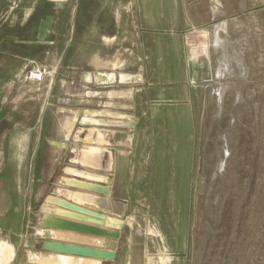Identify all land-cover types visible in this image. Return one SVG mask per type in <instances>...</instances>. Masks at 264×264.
Masks as SVG:
<instances>
[{"label":"rangeland","instance_id":"374dc122","mask_svg":"<svg viewBox=\"0 0 264 264\" xmlns=\"http://www.w3.org/2000/svg\"><path fill=\"white\" fill-rule=\"evenodd\" d=\"M138 1L80 0L75 23L72 11H63L50 61L42 56L34 63L48 64L51 73L30 81L7 38L11 4L0 0V264H46L37 257L54 256L41 249L42 238L96 245L38 226L49 196L68 212L53 213L120 221L110 225L122 231L113 264H264V0H190L211 12L209 21L186 31L199 72L188 103L163 105L150 100L179 97L181 87L151 84L159 79L150 71L149 49L145 57L152 37H144ZM120 8L131 20L116 21ZM119 24L126 38L137 32L142 52L125 53L134 62L117 71L94 69V50L104 57L103 38ZM107 73H115L113 80L95 86L96 75ZM121 74L128 80L120 82ZM120 92L128 99L121 101ZM122 113L128 118L117 117ZM98 129L107 143L133 133L145 160L141 197L105 196L69 182H112L107 163L117 151L89 150V157L98 152L97 162L83 161L86 148L98 146Z\"/></svg>","mask_w":264,"mask_h":264},{"label":"crops","instance_id":"0c3cea01","mask_svg":"<svg viewBox=\"0 0 264 264\" xmlns=\"http://www.w3.org/2000/svg\"><path fill=\"white\" fill-rule=\"evenodd\" d=\"M11 6L8 11V20L9 26L12 30L8 34V39L12 41L14 45L12 48V54H18L23 57L25 63L22 64L21 70H23L30 64L35 63L38 57H45V62H49L50 58L46 55H49L53 52V49H50V45L54 42V34L56 26L61 22L62 17H65V12L72 11V17H74V23L76 22V14L80 6V0H7ZM139 15L140 21L144 26V37L146 38L147 34L152 37V41L145 40L144 51L145 57L151 53L153 57L152 66L150 71L152 76L159 80H153L151 84H163V80H167L170 85H177L181 87L182 95L179 97H154L151 98V102L155 104H168V103H188V95L193 93V81L197 77L199 68L198 61L199 57L193 51L190 50V35L186 31L199 27L202 22H207L211 19V12L207 11V8L201 3L193 2L190 0H139ZM126 3H123L124 6ZM19 8V9H18ZM214 9V8H213ZM63 11H65L63 13ZM39 14L38 21L35 26L28 28V24L34 16L35 13ZM215 12V11H214ZM216 13V12H215ZM134 16V15H133ZM128 14H125L123 9L120 8L119 12L116 14L115 19L120 24L128 21ZM131 16L129 17V20ZM118 25L120 29L116 32L105 35L103 38L104 45V57L97 55L98 50H94V57L90 58L91 65L94 66L96 70H108V71H117L125 67V65L130 62L133 64L134 61H125L123 55L125 53H131L134 56L142 52L141 46H139L136 37L138 36L137 32L133 31L130 35L124 37L125 32L122 29L123 25ZM30 30V31H29ZM165 31L166 33H164ZM30 33V34H29ZM28 34L30 37H28ZM156 36V37H155ZM126 40L130 44H126ZM130 40V41H129ZM147 45H149L147 47ZM149 49V53L148 50ZM129 51V52H128ZM101 52V51H100ZM102 54V52H101ZM115 55V56H113ZM27 61V62H26ZM43 61V60H42ZM187 67H186V65ZM47 65L48 64H41ZM110 76L108 79H102L101 77H95L94 85L105 84L113 80L115 73L106 74ZM121 74L120 82H124V79ZM97 78V79H96ZM117 92V91H116ZM97 90L94 91V94H97ZM121 96L122 100H125L126 94L120 92L118 94ZM132 93L130 92L129 96ZM96 96V95H95ZM128 99V98H127ZM122 108H132L129 105L119 104ZM118 106V107H119ZM99 112V110H96ZM113 114V111H107ZM100 113V112H99ZM115 114V113H114ZM128 118L127 114H117V117ZM141 116V115H140ZM97 124V123H95ZM97 125H102L97 124ZM134 130V133L137 132V135L141 132L140 130ZM111 132V131H110ZM120 133H124L121 131ZM98 140L96 139V144L98 146L87 147L86 155L83 157L84 163L92 165L93 161L97 162V153L94 156L89 157V150L95 151L100 150L103 147L106 152L109 150L117 151L116 156L109 158L107 165L112 167V182L106 183L107 185H101L98 183H93L96 186L107 187L108 192L102 190L93 189L96 193H102L105 196H109L110 193L114 197H141V194L138 193L140 190V181L142 183L141 177H139V172L145 161L140 157V150L138 147V141H131L133 137L132 132H127L129 135V140L125 141L124 137L121 140L115 142L107 143L105 141V136L102 131L98 129ZM89 141H93L94 138L92 135L88 137ZM100 142V143H99ZM106 142V143H104ZM104 143V144H103ZM110 144V146H106ZM64 145V144H63ZM111 152V151H110ZM109 155L114 156L113 153ZM96 156V157H95ZM97 163L95 169H97ZM104 180V179H103ZM97 181V180H96ZM102 182V181H101ZM102 184H105L102 182ZM97 196V195H96ZM95 196V198H96ZM103 198V195H99ZM80 197V195H77ZM107 199V198H106ZM90 204H92L90 202ZM100 201V206H101ZM92 209V208H90ZM106 212H110L109 208H105ZM92 213V211L90 210ZM92 218V217H90ZM98 224L97 222H91ZM106 227H111L106 222L103 224ZM112 228V227H111ZM51 235H55L53 229L46 228ZM56 230V229H54ZM61 231V230H59ZM161 231V230H160ZM162 232V231H161ZM163 233V232H162ZM78 235L87 236L96 240L97 238L93 235L76 233ZM164 234V233H163ZM165 235V234H164ZM168 240L169 237L165 236ZM57 240V239H56ZM59 240V239H58ZM62 241V240H61ZM102 241V240H101ZM96 245L101 248H107L103 243H97ZM108 242V239H107ZM84 244V243H79ZM173 244V245H172ZM89 245V244H85ZM174 243H167L169 249L174 247ZM165 247V248H166ZM48 253V252H47ZM54 258H41L37 257L41 262L49 264L50 262H55L59 264H93L96 261L95 258H82L76 256H67L61 254H51ZM117 258H119V244L117 248V255L114 260L101 259L100 264H113ZM130 264H132L130 260Z\"/></svg>","mask_w":264,"mask_h":264},{"label":"water","instance_id":"95a60500","mask_svg":"<svg viewBox=\"0 0 264 264\" xmlns=\"http://www.w3.org/2000/svg\"><path fill=\"white\" fill-rule=\"evenodd\" d=\"M37 224L43 229L51 228L61 231H72L93 235L96 238L102 237L109 240L105 243L107 248H101L98 246L42 238L41 249L45 252L102 260H114L116 258L118 241L120 240L122 234V231L119 229L56 214L46 208L40 212ZM46 235L50 236L49 233ZM98 240L99 239H97V243H99Z\"/></svg>","mask_w":264,"mask_h":264},{"label":"bare ground","instance_id":"6f19581e","mask_svg":"<svg viewBox=\"0 0 264 264\" xmlns=\"http://www.w3.org/2000/svg\"><path fill=\"white\" fill-rule=\"evenodd\" d=\"M215 12H217L216 10H217V7H214V9H213ZM219 10V9H218ZM88 75V74H87ZM96 76H105V75H103V74H98V75H96ZM88 77V76H87ZM110 76H108L107 75V78L106 79H108ZM122 77H123V79L124 80H128V78H127V76L126 75H122ZM97 79V78H96ZM87 116H89V115H87ZM85 117V116H84ZM92 117V116H91ZM90 117V118H91ZM86 118V117H85ZM89 120V119H88ZM76 121V120H75ZM74 121V122H75ZM87 121V120H86ZM91 122V121H90ZM92 122L95 124V123H97V124H102V122L99 120V119H92ZM73 125V124H72ZM103 125V124H102ZM73 127H71V129H72ZM67 145V144H66ZM68 146V145H67ZM70 170V169H69ZM71 171V170H70ZM75 171V170H74ZM90 171V170H89ZM84 173V172H83ZM86 173H88V172H86ZM89 174V173H88ZM90 174H92V173H90ZM93 175V174H92ZM94 176V175H93ZM95 176H97V175H95ZM69 182L70 183H73V184H75V185H80V186H83V187H85V188H92V189H98V190H102V191H104V192H108V188L107 187H102V186H96V185H94V184H89V183H86V182H81V181H78V180H74V179H71V180H69ZM59 201H58V199H57V197H55V196H49L48 197V202L46 203V209H48L49 211H57V212H60V213H68L67 211H65V210H63V209H60L59 207H56V204L58 203ZM119 220L118 219H108L107 221H106V223L107 224H109V225H117V224H119ZM40 231V230H39ZM53 232H55L56 234L55 235H58L59 237H63V238H66V239H79L77 236H76V234H75V232H72V231H59V230H54L53 229ZM41 233V232H40ZM88 238V237H87ZM97 239H99L98 240V242L99 243H103L104 245H105V243H107V239L106 238H102V237H100V238H97ZM97 239L95 240V241H97ZM102 240V241H101ZM94 241V242H95ZM109 241V240H108ZM48 253H50V252H48ZM50 254H55V253H50ZM61 255H65V254H61ZM67 256H71V255H67ZM100 261H101V259H96V261H94V263L93 264H100ZM69 264V263H68Z\"/></svg>","mask_w":264,"mask_h":264},{"label":"built area","instance_id":"2783aa9c","mask_svg":"<svg viewBox=\"0 0 264 264\" xmlns=\"http://www.w3.org/2000/svg\"><path fill=\"white\" fill-rule=\"evenodd\" d=\"M26 78L30 81H42L51 73L47 65H35L33 62L26 67Z\"/></svg>","mask_w":264,"mask_h":264},{"label":"trees","instance_id":"16d2710c","mask_svg":"<svg viewBox=\"0 0 264 264\" xmlns=\"http://www.w3.org/2000/svg\"><path fill=\"white\" fill-rule=\"evenodd\" d=\"M38 17H39V14L36 12L34 14V16H32L29 24H28V28L30 29L31 27L35 26L37 21H38ZM30 31V30H29ZM30 34V33H29ZM28 34V37H30V35Z\"/></svg>","mask_w":264,"mask_h":264}]
</instances>
